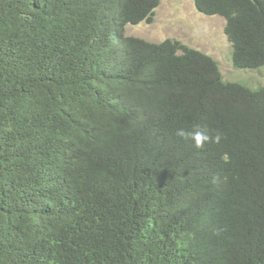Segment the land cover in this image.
<instances>
[{
    "label": "trees",
    "instance_id": "trees-1",
    "mask_svg": "<svg viewBox=\"0 0 264 264\" xmlns=\"http://www.w3.org/2000/svg\"><path fill=\"white\" fill-rule=\"evenodd\" d=\"M158 3L0 0V264H264V83L126 34ZM194 5L264 66V0Z\"/></svg>",
    "mask_w": 264,
    "mask_h": 264
},
{
    "label": "rangeland",
    "instance_id": "rangeland-1",
    "mask_svg": "<svg viewBox=\"0 0 264 264\" xmlns=\"http://www.w3.org/2000/svg\"><path fill=\"white\" fill-rule=\"evenodd\" d=\"M224 25L225 19L220 15L199 12L194 0H160L153 21L128 24L125 32L154 42L177 39L214 58L225 79L252 87L263 84L264 66L255 70L234 68L232 45L225 35Z\"/></svg>",
    "mask_w": 264,
    "mask_h": 264
},
{
    "label": "clouds",
    "instance_id": "clouds-1",
    "mask_svg": "<svg viewBox=\"0 0 264 264\" xmlns=\"http://www.w3.org/2000/svg\"><path fill=\"white\" fill-rule=\"evenodd\" d=\"M160 4V0L159 3L155 6L154 8V13L152 16V20L155 16V10L156 8L159 6ZM196 8V7H195ZM222 17V16H221ZM224 18V17H223ZM151 22L149 20L143 19L141 21H139L138 23H142V22ZM136 23V24H138ZM131 24V23H129ZM136 24H131V25H136ZM128 25V24H127ZM126 25V26H127ZM125 26V28H126ZM226 35V34H225ZM227 37V36H226ZM231 43V42H230ZM176 135L178 137H182V138H186V139H191L192 142L194 143V146L196 148H203L204 145L208 142H212V143H219L221 141V139L223 138V134L220 132L215 133V135H210L204 128H202V126L200 125H195L193 126L192 130H185L184 128H180L177 129L176 131Z\"/></svg>",
    "mask_w": 264,
    "mask_h": 264
}]
</instances>
